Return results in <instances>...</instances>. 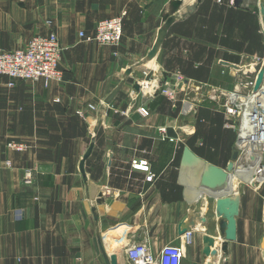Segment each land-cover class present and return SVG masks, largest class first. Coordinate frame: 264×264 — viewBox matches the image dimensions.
I'll return each instance as SVG.
<instances>
[{
  "label": "crops",
  "instance_id": "1",
  "mask_svg": "<svg viewBox=\"0 0 264 264\" xmlns=\"http://www.w3.org/2000/svg\"><path fill=\"white\" fill-rule=\"evenodd\" d=\"M262 1L236 6L223 0L226 8H209L217 0H0L1 50L24 47L50 31L64 48L63 82L10 86L0 75V264L123 263L125 249L144 237L156 254L183 244L182 264H264L259 165L246 157L231 179L226 195L238 196L237 238L227 252L218 197L181 170L186 146L221 168L232 160L238 134L225 125L220 103H187L192 84L175 100L151 96L177 74L200 84L202 95L232 90L238 68L251 56L264 57ZM123 10L118 46L80 36L93 35L99 20ZM169 14L176 19L149 59ZM143 105L149 115L139 111ZM163 126L176 142L162 138ZM13 139L30 148L10 150ZM133 160L148 162L151 181ZM191 221L192 242L185 244L180 228ZM205 236L211 237L207 251Z\"/></svg>",
  "mask_w": 264,
  "mask_h": 264
},
{
  "label": "built area",
  "instance_id": "2",
  "mask_svg": "<svg viewBox=\"0 0 264 264\" xmlns=\"http://www.w3.org/2000/svg\"><path fill=\"white\" fill-rule=\"evenodd\" d=\"M126 16L127 11L123 10L118 15L101 19L98 21L93 35H86L81 31L80 36L87 41L118 46L124 36V19ZM63 50V46L55 32L34 36L21 48L14 50L0 49V75L9 77L10 86L15 85L17 80H42L46 86L52 82H63L64 73L60 68ZM263 65L264 57H253L249 64L238 68L236 72L238 81L232 90L214 89L213 95H209L214 101L219 102L220 100L219 103H221L228 118L225 125L237 131L239 158L243 154V149L240 146L243 137L248 138L250 143L252 142L258 146V154L261 160L257 170L264 168V81L259 91L255 92L254 87L257 75ZM190 84V80L178 74L170 82L166 78L159 83L151 96L165 93L171 100H175L177 92L188 90ZM140 86L142 89L143 86ZM196 88V98L186 99L187 103H198L204 100L205 96L200 91L202 88L200 86ZM90 108L95 109V106L90 104ZM192 109L193 107H190V110ZM139 111L143 115L150 114V110L146 105L139 107ZM160 132L163 139L171 142L177 141L175 137L167 135L165 126L160 128ZM7 148L16 152H24L30 148V144L26 141L13 139L7 142ZM6 164L10 166L11 161L8 160ZM132 166L134 169L148 172L147 181L153 179L154 174L150 172L147 161L133 160ZM245 170L254 172L255 168H246ZM27 176H31V172L28 171ZM256 176L264 180L258 173H256ZM191 242L192 232L188 231L184 235V243L190 244ZM183 255V244L166 245L160 253L156 254L151 247L149 238L144 237L141 241L128 246L124 251V262L119 263L117 260L116 264H182Z\"/></svg>",
  "mask_w": 264,
  "mask_h": 264
},
{
  "label": "water",
  "instance_id": "3",
  "mask_svg": "<svg viewBox=\"0 0 264 264\" xmlns=\"http://www.w3.org/2000/svg\"><path fill=\"white\" fill-rule=\"evenodd\" d=\"M201 0H199L200 2ZM242 0H234V4L239 6ZM181 1H173L171 4L180 5ZM176 10L178 8H175ZM260 11L262 15L263 25H264V0L260 4ZM175 15L169 14L165 16V22L159 31V36L157 38L156 44L149 54V59L154 58L166 36V33L175 21ZM264 81V65L261 67L258 75L256 84L254 87L255 92H257ZM136 90H140V84L135 85ZM88 155L85 156V159ZM239 158V151L236 149L232 155V160L228 163L226 168H221L215 164L205 161L203 158L195 154L188 146L184 148L183 157L181 161V170L185 177H192L194 181L198 184L200 189L209 192L211 195L218 197L216 201V213L220 218L219 230L221 236L224 239L222 245V251L227 252V245L229 241H234L237 238V221L236 216L238 215V196H228L226 194L231 192V179L234 175H238L236 170V161ZM81 171L83 172V161L81 163ZM225 195V196H224ZM196 226L195 222L183 223L180 228V233L185 234ZM204 245L206 251L209 250L211 246V237L205 236ZM116 258H114V263L116 264ZM213 264V263H209Z\"/></svg>",
  "mask_w": 264,
  "mask_h": 264
},
{
  "label": "bare ground",
  "instance_id": "4",
  "mask_svg": "<svg viewBox=\"0 0 264 264\" xmlns=\"http://www.w3.org/2000/svg\"><path fill=\"white\" fill-rule=\"evenodd\" d=\"M240 146L243 149V154L241 155V158H239V160L236 162V168H240L239 166L244 165L247 158L251 159V162L253 163L254 166L260 164L259 160H261V158H260V155L258 154V146H256L252 142L250 143L248 138L246 137L242 138V141L240 142ZM239 170H242V169H239Z\"/></svg>",
  "mask_w": 264,
  "mask_h": 264
},
{
  "label": "rangeland",
  "instance_id": "5",
  "mask_svg": "<svg viewBox=\"0 0 264 264\" xmlns=\"http://www.w3.org/2000/svg\"><path fill=\"white\" fill-rule=\"evenodd\" d=\"M221 2H223V0H217V3L216 4H214V5H212V4H210L209 5V8H226V6L225 7H220L221 6V4H223V3H221ZM50 32H54V31H50ZM49 32V33H50ZM48 33V34H49ZM56 33V32H55ZM64 49V48H63ZM116 54V53H115ZM255 56H257V55H254V56H251V58H253V57H255ZM251 58H249V60H246L244 63L245 64H249L250 62H251ZM178 75V74H177ZM189 79V78H188ZM190 83L193 85V87H191V90L193 91L191 94H190V92L189 93H187L186 94V98L185 99H188V98H196V94H197V86H200V84H195V85H197L196 87H194L195 85H194V83L192 82V80H190ZM190 84V85H191ZM205 96V98H204V100H207V99H209V100H212L213 101V99H211L210 98V96L209 95H204ZM216 101V100H215ZM218 102V101H217ZM219 102H220V100H219ZM219 105H221V103L219 104ZM223 108V107H222ZM224 109V108H223ZM192 112H194V109H192L191 110ZM258 174H260V175H264V168H261V169H259L258 170Z\"/></svg>",
  "mask_w": 264,
  "mask_h": 264
}]
</instances>
